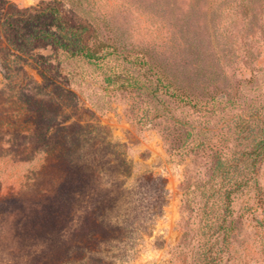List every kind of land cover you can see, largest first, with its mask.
Listing matches in <instances>:
<instances>
[{
  "label": "rangeland",
  "instance_id": "1",
  "mask_svg": "<svg viewBox=\"0 0 264 264\" xmlns=\"http://www.w3.org/2000/svg\"><path fill=\"white\" fill-rule=\"evenodd\" d=\"M262 119L264 0H0V264H196L216 153L251 163ZM236 208L223 264H264Z\"/></svg>",
  "mask_w": 264,
  "mask_h": 264
},
{
  "label": "trees",
  "instance_id": "2",
  "mask_svg": "<svg viewBox=\"0 0 264 264\" xmlns=\"http://www.w3.org/2000/svg\"><path fill=\"white\" fill-rule=\"evenodd\" d=\"M74 54L89 62L102 59L85 40L81 41ZM262 124L264 125V119ZM216 154L217 161L212 174L202 190L204 201L196 209L199 224L192 237L197 243L196 264H223L229 242L237 230L242 214L236 216V205L242 204L243 210L252 214L264 210V200L259 194L255 177V161H264V129L254 149L245 155L247 159L252 158L251 163L241 167L238 165L239 159L227 160L219 152ZM40 212L38 209L36 213ZM58 219L60 220L59 216ZM85 222L88 227V218ZM187 236L188 231H185L183 238Z\"/></svg>",
  "mask_w": 264,
  "mask_h": 264
}]
</instances>
